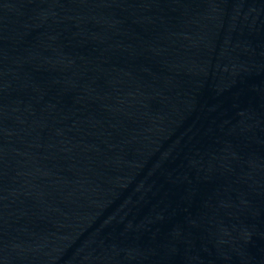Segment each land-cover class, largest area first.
<instances>
[{
  "label": "water",
  "instance_id": "water-1",
  "mask_svg": "<svg viewBox=\"0 0 264 264\" xmlns=\"http://www.w3.org/2000/svg\"><path fill=\"white\" fill-rule=\"evenodd\" d=\"M0 264H264V0H0Z\"/></svg>",
  "mask_w": 264,
  "mask_h": 264
}]
</instances>
